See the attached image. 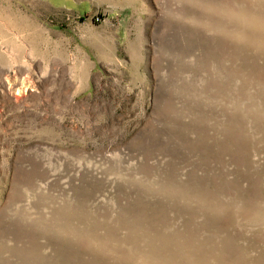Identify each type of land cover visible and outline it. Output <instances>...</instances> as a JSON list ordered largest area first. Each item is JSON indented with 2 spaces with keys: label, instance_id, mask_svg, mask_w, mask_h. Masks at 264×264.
Returning <instances> with one entry per match:
<instances>
[{
  "label": "rangeland",
  "instance_id": "rangeland-1",
  "mask_svg": "<svg viewBox=\"0 0 264 264\" xmlns=\"http://www.w3.org/2000/svg\"><path fill=\"white\" fill-rule=\"evenodd\" d=\"M0 264H264V0H0Z\"/></svg>",
  "mask_w": 264,
  "mask_h": 264
}]
</instances>
